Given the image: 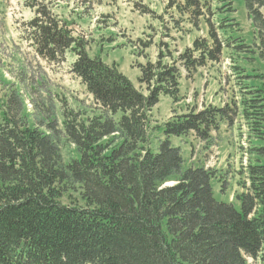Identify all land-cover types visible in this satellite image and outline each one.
<instances>
[{
    "label": "trees",
    "instance_id": "obj_1",
    "mask_svg": "<svg viewBox=\"0 0 264 264\" xmlns=\"http://www.w3.org/2000/svg\"><path fill=\"white\" fill-rule=\"evenodd\" d=\"M181 1L195 13L210 11L207 0ZM244 1L253 45H231L241 29L228 23L230 0L213 12L222 39L210 29L209 39L195 40L179 57L185 69L231 47H253L264 69V0ZM35 12L29 26L36 51L49 60L74 54L72 72L98 106L84 119L62 112L61 121L39 111L36 122L25 107L21 114L12 107L11 93L0 99V264H248V257L264 264V145L250 148L248 184L236 195L241 210L218 201L215 172L185 167L171 139L195 133L211 142L229 109L208 106L153 127L149 114L161 96L179 99L180 69L162 59L142 66L144 93L116 64L91 57L52 7ZM254 92L244 112L262 143L264 83ZM156 131L163 138L155 150Z\"/></svg>",
    "mask_w": 264,
    "mask_h": 264
},
{
    "label": "rangeland",
    "instance_id": "obj_2",
    "mask_svg": "<svg viewBox=\"0 0 264 264\" xmlns=\"http://www.w3.org/2000/svg\"><path fill=\"white\" fill-rule=\"evenodd\" d=\"M229 2L207 0L210 11L200 8L198 14L184 8L181 0H0V99L6 100L11 93L12 107L16 106L20 114L25 107L36 122L41 121L39 111L59 121L62 112L84 119L97 111L93 96L72 72L74 54L67 51L56 60H49L32 45L29 22L37 16L35 9L52 7L54 17L85 44L91 57L99 55L107 64H116L144 93L148 87L139 82L142 66L162 59L163 63L180 69L179 99L161 96L149 114L151 126L179 115L198 113L208 106L229 109L219 128L212 131L211 142L189 133L173 137L172 143L182 147L185 167L205 166L215 172L213 191L218 201L233 202L241 210L236 195L244 191L245 182L248 184L246 165L255 156L250 154V148L264 145L250 130L254 119H247L244 112L247 106L243 102L253 98L254 90L264 83L260 58L252 52L253 47L225 48L218 60L206 58L202 66L190 71L179 59L195 40L209 39L210 29L216 35V42L222 39L217 14L213 12ZM232 2L235 12L227 14L228 23L233 27L238 23L241 32L234 34L239 38L231 45L244 39L252 46L254 29L245 1ZM14 92L21 97H15ZM263 123L262 120V126ZM160 138L163 136L158 131L153 133L155 150ZM68 150L67 146L65 153ZM248 264L263 262L250 260Z\"/></svg>",
    "mask_w": 264,
    "mask_h": 264
}]
</instances>
